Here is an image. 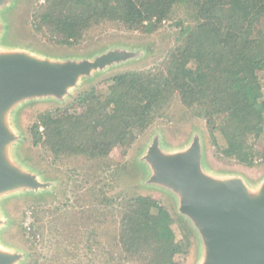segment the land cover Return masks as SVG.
Returning <instances> with one entry per match:
<instances>
[{
	"label": "trees",
	"instance_id": "trees-1",
	"mask_svg": "<svg viewBox=\"0 0 264 264\" xmlns=\"http://www.w3.org/2000/svg\"><path fill=\"white\" fill-rule=\"evenodd\" d=\"M44 2L33 10L34 28L62 34L57 42L68 46L79 44L90 30L103 24L147 32L176 18L179 27L174 46L156 67L116 73L108 79L106 93L92 89L80 94L79 112L67 107L37 116L31 126L35 144L44 146L54 161L83 157L100 166L114 149L130 147L137 132L173 103L196 108L225 148L243 155L248 164L260 155L264 0ZM93 199L112 206V222L119 223L112 245L119 248L121 259L136 264H180L176 256L185 250L164 206L155 213L150 198L132 196L114 207L115 197L102 188Z\"/></svg>",
	"mask_w": 264,
	"mask_h": 264
},
{
	"label": "rangeland",
	"instance_id": "rangeland-1",
	"mask_svg": "<svg viewBox=\"0 0 264 264\" xmlns=\"http://www.w3.org/2000/svg\"><path fill=\"white\" fill-rule=\"evenodd\" d=\"M44 1L7 0L0 6V51H26L43 59L64 62L93 61L114 50L125 52L126 56L80 76L62 97L26 99L9 111L7 122L16 135L8 148L10 161L36 174L47 186L0 194V250L20 253L21 258L15 264H136L121 259L119 248L112 245V235L119 227L118 222H112V206L93 199L94 193L102 188L115 197L114 207L132 196L150 198L155 213L164 206L172 216V228L185 250L176 259L180 264H201L200 233L192 219L181 211L179 194L151 179L153 170L146 160L148 151L156 140L166 153L184 151L198 140L206 173L241 177L256 191L264 181V134L257 146L260 155L248 164L243 155L225 148L223 140L197 114L196 108L173 103L137 132L130 147L114 149L113 155L100 166L83 157L54 161L44 146L35 144L31 126L37 116L46 111L56 114L67 107L79 112L80 94L92 89L106 93L107 81L116 73L156 67L174 46L179 27L176 18L147 32L103 24L90 30L79 44L68 46L57 42L64 37L62 34H46L34 28L33 10L45 4ZM55 209L59 212L52 214Z\"/></svg>",
	"mask_w": 264,
	"mask_h": 264
},
{
	"label": "water",
	"instance_id": "water-1",
	"mask_svg": "<svg viewBox=\"0 0 264 264\" xmlns=\"http://www.w3.org/2000/svg\"><path fill=\"white\" fill-rule=\"evenodd\" d=\"M6 2L0 0V6ZM124 56L114 50L93 61L64 62L26 51H0V194L47 186L10 161L8 148L16 135L7 122L9 111L26 99L62 97L80 76ZM201 157L198 140L173 153L164 152L156 140L146 160L153 170L151 179L179 194L181 211L197 227L203 243L201 264H264V181L253 191L241 177L212 176L204 171ZM20 258V253L0 250V264H15Z\"/></svg>",
	"mask_w": 264,
	"mask_h": 264
}]
</instances>
